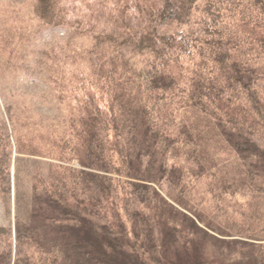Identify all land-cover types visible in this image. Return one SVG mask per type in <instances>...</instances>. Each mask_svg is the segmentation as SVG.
<instances>
[{"label":"trees","instance_id":"1","mask_svg":"<svg viewBox=\"0 0 264 264\" xmlns=\"http://www.w3.org/2000/svg\"><path fill=\"white\" fill-rule=\"evenodd\" d=\"M95 4L93 44L86 57L78 56L89 71L79 77L72 139L62 145L61 164L48 182L35 185L37 213L29 222L17 219L14 236L0 229L7 240L0 264H208L192 237L208 231L190 217L189 232L176 216L143 217L139 204L151 207L160 196L155 185L165 180L184 190L186 165H199L188 108L225 123V136L264 192V0H205L202 6L197 0H121L113 11L132 35L107 54H101L106 39L98 26L106 15ZM52 6L44 11L50 18L42 14L49 25L57 13ZM194 8L200 17L191 26L160 33L168 22L187 25ZM125 43L148 51L147 62L118 52ZM54 59L46 52L42 63ZM4 154L2 185L10 170ZM74 160L80 168L70 166ZM250 260L241 262L263 264V257Z\"/></svg>","mask_w":264,"mask_h":264},{"label":"rangeland","instance_id":"2","mask_svg":"<svg viewBox=\"0 0 264 264\" xmlns=\"http://www.w3.org/2000/svg\"><path fill=\"white\" fill-rule=\"evenodd\" d=\"M204 1L197 3L202 6ZM94 4L106 15L98 26L103 30L101 37L106 39V49L101 54H107L115 44L126 42L132 35L118 11H113L122 5L121 0H0V153L5 149L10 166L3 185L0 184V229L12 231L13 236L17 219L29 222L37 213L35 207L40 203L34 204L35 185L40 180L48 182L57 169L55 166L61 164L65 149L62 145L72 139L68 125L75 116L78 93L83 89L78 81L81 74L89 71L84 68L88 66L87 60H78L87 56L86 50L93 44ZM49 6L57 10L52 14L51 25L42 17ZM137 11L135 21L140 25ZM111 13L115 15L108 21ZM199 17L200 12L194 8L187 25H181L179 20L168 22L159 27L160 33L187 28ZM125 44L117 48L118 52L131 56L140 65L147 62L148 51L142 53L135 48L137 45ZM51 51L56 59L46 61L45 66L42 61L46 52ZM261 85L264 89V83ZM185 112L198 143L199 165H186L184 190L174 179L170 180L174 183L165 180L155 185L160 196H154L151 207L139 204L142 216H176L187 232L191 219L195 220L210 233L203 237L201 233L192 235L194 243L203 247L208 264H242L244 257L254 259L253 263H260L263 257L264 264L261 182L249 177L244 161L224 134L225 123L223 128L215 118L197 108ZM70 166L80 168L77 160ZM5 187L9 191H4ZM168 205L188 219L175 215ZM39 209V214H43L42 209L47 207ZM5 242L6 238L0 235V251ZM191 255L194 259L195 252Z\"/></svg>","mask_w":264,"mask_h":264}]
</instances>
